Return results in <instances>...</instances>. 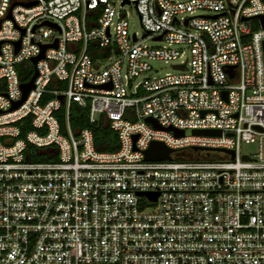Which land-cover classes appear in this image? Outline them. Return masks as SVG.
I'll use <instances>...</instances> for the list:
<instances>
[{"label":"built area","instance_id":"1","mask_svg":"<svg viewBox=\"0 0 264 264\" xmlns=\"http://www.w3.org/2000/svg\"><path fill=\"white\" fill-rule=\"evenodd\" d=\"M126 1L140 39L122 2L0 0V264H264V0ZM54 41L10 109L17 66ZM155 60L181 67L150 76ZM72 102L114 150L71 130ZM153 140L169 159L144 158Z\"/></svg>","mask_w":264,"mask_h":264},{"label":"trees","instance_id":"2","mask_svg":"<svg viewBox=\"0 0 264 264\" xmlns=\"http://www.w3.org/2000/svg\"><path fill=\"white\" fill-rule=\"evenodd\" d=\"M93 43H89V52L93 50ZM18 76L22 82L29 80L31 77L33 70L31 69V65L29 66V62L25 61L20 63L17 66ZM56 116L58 118V122L61 127V131L64 132L66 126V119L64 115V107H60V109L56 112ZM68 124L71 130L77 134L78 131L82 128L88 127L93 132V139L95 148L97 150H114L116 148V138L114 132L109 128L107 124H103L101 121H96L95 123H90L88 120V111L85 107L78 106L75 102H72L69 111H68ZM21 135L30 130V127L26 125L25 127H21ZM32 160H51L50 157H47L43 152H39L37 154L32 155ZM30 158V160H31ZM53 159V158H52Z\"/></svg>","mask_w":264,"mask_h":264},{"label":"water","instance_id":"3","mask_svg":"<svg viewBox=\"0 0 264 264\" xmlns=\"http://www.w3.org/2000/svg\"><path fill=\"white\" fill-rule=\"evenodd\" d=\"M122 3H127V1L123 0ZM15 4H17V1H14L11 4V6H13ZM33 4H35V1L28 2L26 5L30 6V5H33ZM7 17H10V15L8 14ZM259 18L261 20L262 26L264 27V17L260 15ZM42 24L56 27V25L54 23H51V22H48V21H44ZM14 44H15V47H16V50H17L18 49V41L14 42ZM47 47H56V41H54V43L49 44V45H42L40 53L37 56H33V57L30 58V63H32V65H33V73L31 75V77L29 78V80L20 83V88H21V91H22L21 98L19 100H17V101H14L12 103L10 109H14L18 105H20L21 102H23V100L26 98L29 90L31 88H33V80L36 77L35 63L37 62V60L43 58L44 50ZM177 67H181V66L174 65V68H177ZM223 94L225 96L226 93L223 92ZM58 98L61 99L62 96H59ZM147 121L149 123H151L154 127H158V125L152 119L147 118ZM166 129L173 131L174 135H176V136H180V135L183 134V132L181 130L172 129L171 127H168ZM192 132L194 134H204V135H217V134H219V132L217 130H211V129H207V130L195 129ZM200 149H205V148L204 147H199V146H193L192 147L193 151H197V150H200ZM218 150L226 151L224 149H218ZM174 151H175V149L167 148L163 142L158 141V140H153V141H151L149 143L148 147L144 150L143 153H144V158L146 160H162V159H169L170 158V153H172ZM226 152H229L230 154H232V151H228L227 150ZM138 194H144L148 198L153 199V200H155V198L157 196L156 193H142V192H139Z\"/></svg>","mask_w":264,"mask_h":264},{"label":"rangeland","instance_id":"4","mask_svg":"<svg viewBox=\"0 0 264 264\" xmlns=\"http://www.w3.org/2000/svg\"><path fill=\"white\" fill-rule=\"evenodd\" d=\"M111 4L114 6L115 11L119 12L121 10V2L122 0H110ZM203 13L202 11H197L196 14ZM122 14L125 16V19L127 20L128 23V30L130 33L136 32V37L141 38L143 35V30L140 25V20L138 17V14L133 6V4L130 3H123L122 7ZM145 44L148 46H162L166 44L165 42L162 41H157V40H151V39H146L144 41ZM187 52V49H186ZM177 60L174 61H163V60H155L152 62V71L149 73L150 76H158V75H163L166 72H175L174 68L172 67V64H174ZM106 64V55H100L99 56V62L98 66L99 68H103ZM31 65V69L33 70V65L32 63L29 62V66ZM187 134L189 133L186 132ZM257 146L251 143H242L240 144V151L242 153H254L256 151ZM40 150H44V148H40Z\"/></svg>","mask_w":264,"mask_h":264}]
</instances>
